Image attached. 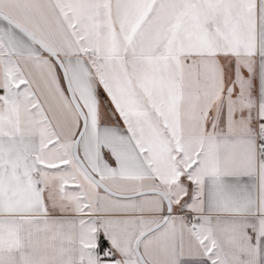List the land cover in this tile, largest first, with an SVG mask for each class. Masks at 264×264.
<instances>
[{"label": "snow or ice", "instance_id": "1", "mask_svg": "<svg viewBox=\"0 0 264 264\" xmlns=\"http://www.w3.org/2000/svg\"><path fill=\"white\" fill-rule=\"evenodd\" d=\"M0 264H264V0H0Z\"/></svg>", "mask_w": 264, "mask_h": 264}]
</instances>
